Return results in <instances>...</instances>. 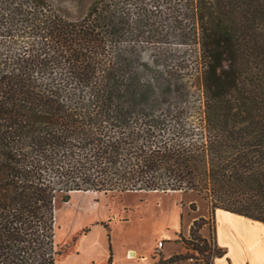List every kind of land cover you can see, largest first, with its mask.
I'll use <instances>...</instances> for the list:
<instances>
[{
    "label": "trees",
    "instance_id": "16d2710c",
    "mask_svg": "<svg viewBox=\"0 0 264 264\" xmlns=\"http://www.w3.org/2000/svg\"><path fill=\"white\" fill-rule=\"evenodd\" d=\"M167 28L187 50L145 61ZM75 192H195L264 224V0H95L79 21L0 0V264H56ZM201 226L151 264H214Z\"/></svg>",
    "mask_w": 264,
    "mask_h": 264
},
{
    "label": "rangeland",
    "instance_id": "374dc122",
    "mask_svg": "<svg viewBox=\"0 0 264 264\" xmlns=\"http://www.w3.org/2000/svg\"><path fill=\"white\" fill-rule=\"evenodd\" d=\"M49 1L68 19L79 21L95 0ZM165 32L166 42L161 45L153 47L142 44L139 51L145 61L152 63L155 56L166 51L180 55L187 50L179 43L180 37L176 32L171 33L168 28ZM202 220H205L204 225ZM196 221L202 225L198 234L204 237L203 230L208 229V237L204 238L215 245V217L210 213L207 199L195 192H128L116 196L75 192L67 203L59 195L55 204V241L57 250L61 251L57 257L58 264L107 263L108 248L105 245L99 250L88 247L81 259L75 262L69 260L71 249L68 246L83 229L90 228L96 222L110 226L109 249L114 253L113 264H151L155 262L152 257L156 253L163 254L166 243L168 253L178 250V246L188 249L186 239L191 237V229ZM130 250L137 254L135 259H128ZM190 261L192 264L195 262Z\"/></svg>",
    "mask_w": 264,
    "mask_h": 264
},
{
    "label": "crops",
    "instance_id": "0c3cea01",
    "mask_svg": "<svg viewBox=\"0 0 264 264\" xmlns=\"http://www.w3.org/2000/svg\"><path fill=\"white\" fill-rule=\"evenodd\" d=\"M109 227L107 223L96 222L90 228L83 229L77 239L68 246L71 249L69 260L75 262L81 259L88 247L99 250L105 245L108 248V264L111 242ZM84 230L87 232L84 233ZM203 236L208 237V229L203 230ZM215 242L217 247L224 251V255L215 258L214 264H264V224L261 222L219 209L215 214ZM166 244L163 247L166 259L188 252L187 248L178 246V250L168 253L165 250ZM174 264H192V261Z\"/></svg>",
    "mask_w": 264,
    "mask_h": 264
},
{
    "label": "bare ground",
    "instance_id": "6f19581e",
    "mask_svg": "<svg viewBox=\"0 0 264 264\" xmlns=\"http://www.w3.org/2000/svg\"><path fill=\"white\" fill-rule=\"evenodd\" d=\"M127 255V257L130 259H134L137 257V254L133 250L128 251Z\"/></svg>",
    "mask_w": 264,
    "mask_h": 264
},
{
    "label": "built area",
    "instance_id": "2783aa9c",
    "mask_svg": "<svg viewBox=\"0 0 264 264\" xmlns=\"http://www.w3.org/2000/svg\"><path fill=\"white\" fill-rule=\"evenodd\" d=\"M161 245H163V242L161 243Z\"/></svg>",
    "mask_w": 264,
    "mask_h": 264
}]
</instances>
